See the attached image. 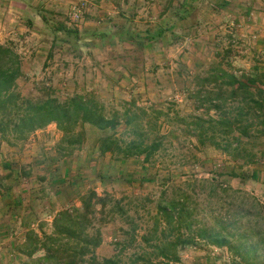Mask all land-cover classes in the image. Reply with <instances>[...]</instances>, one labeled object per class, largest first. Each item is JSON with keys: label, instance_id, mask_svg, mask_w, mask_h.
<instances>
[{"label": "rangeland", "instance_id": "374dc122", "mask_svg": "<svg viewBox=\"0 0 264 264\" xmlns=\"http://www.w3.org/2000/svg\"><path fill=\"white\" fill-rule=\"evenodd\" d=\"M139 3L65 0L52 9L42 5L40 14L47 22L36 12L34 20L25 13L17 14L15 20L8 17L6 24L0 20V41L21 56L23 74L18 79V89L25 97L64 100L81 94L100 101L108 114H122L131 107L138 113L139 122L148 123L162 138V148L150 162H144L143 156L122 160L112 154H100L98 141L107 132L90 124L82 125L79 129L85 132V142L68 156L71 174L79 182L70 184L67 180L63 184L56 208L66 203L69 208L81 205V195L91 189L110 195L112 201L106 208L89 216L92 227L88 231L101 230L104 239L97 249L100 258L117 254L128 263L144 256L157 264H247L228 247L214 246L202 237L192 244L177 246L173 251L178 259H173V254L171 258L161 256L155 245L163 239L174 240L178 234L176 226L167 227L159 204L185 192L191 197L196 224L198 219L213 221L212 215L233 217L235 209L244 203L241 217L254 219L259 207L255 202L252 205L253 199H243L244 194L256 197L264 211V138L251 139L253 144L247 147L257 152L259 161L246 164L209 142L201 143L189 125L197 116L216 115L208 103L200 105L192 92L199 89V83L211 79L218 65L237 75L253 72L255 65L264 70V0ZM77 9L79 17L75 16ZM162 11L172 14L157 26ZM163 25L171 29L151 38L157 35L153 29ZM50 26L77 29L81 34L79 38L68 36L63 31H52ZM95 27L101 33L91 34ZM117 133L119 137H130L125 126H120ZM62 135L52 123L25 141L9 137L10 143L1 139L0 174L11 172L8 182L18 187L19 171H29L31 165L22 161L44 156L49 159L58 153ZM35 169L39 175L46 172L41 166ZM62 171L60 168L58 173ZM229 171L241 173L242 177L227 175ZM197 179H211L236 192L220 190L219 195L210 198L209 184L203 188ZM45 196L40 192L34 196L40 208L34 226L7 224L8 218L0 216V264H23L27 258L17 247L25 240L28 229L35 228L40 234L41 229L52 232L46 220L49 216L41 210L51 195ZM10 200L9 196L0 199V215L3 201L7 204ZM117 201L123 210H111ZM253 261L264 264V244Z\"/></svg>", "mask_w": 264, "mask_h": 264}, {"label": "trees", "instance_id": "16d2710c", "mask_svg": "<svg viewBox=\"0 0 264 264\" xmlns=\"http://www.w3.org/2000/svg\"><path fill=\"white\" fill-rule=\"evenodd\" d=\"M42 18L43 21H48L46 17ZM50 27L52 31H63L66 35L76 38L81 34L77 29ZM163 32L164 30H159L157 35H151V38H157ZM91 34L95 35L96 32L92 31ZM22 74L21 56L13 47L0 41V141L3 139L12 143L9 137L14 141H25L32 133L55 123L63 134L57 152L62 157H68L85 142V132L79 128L90 124L100 131L107 132L103 133L98 141L102 156L112 154L122 160L143 156L144 162H150L162 148L163 142L159 132L150 128L148 123L139 122L138 113L131 107L126 108L122 114L118 111L108 114L100 101L81 94L64 100L57 97H25L18 89V79ZM211 76V79L199 83V89L192 92V95H195L200 105L208 103L210 109L216 110V115L195 117L189 123L192 133L201 143L209 142L237 160H245L246 164L257 163V152L247 145L253 144V138H264V70L255 65L253 72L237 75L220 64ZM151 124L154 126V123ZM120 126H125L130 134L129 139L118 136ZM23 173L26 174L27 171ZM226 174L242 177L241 173L231 171ZM11 176V172L0 174V197L13 191V183L8 182ZM197 180L203 188L209 184L210 198L219 195L220 190L236 192L233 188L211 179ZM9 196L10 203H19L13 194ZM109 196L108 193L101 195L91 189L81 195L80 206L68 207L58 212L52 223V232L41 229L40 234L33 228L28 229L25 240L17 247L27 258L23 264H157L150 257L144 256L132 259L130 263L117 254L103 258L98 256L97 249L104 239L101 230L93 233L88 231L92 227L89 216L98 209L104 210L112 201ZM190 198L189 193L185 192L159 204V213L162 214L167 227L176 226L178 231L176 239H163L162 242L156 243L161 256L171 258L173 254L172 258L178 259L177 253L173 251L177 246L192 244L198 237H202L214 246L228 247L242 261L253 264L260 246L264 244V211L256 197L248 194L242 196L243 199H253L252 205L257 203L260 210L250 221L241 217L242 211L245 210L244 203L235 209L237 212L232 214L233 217L212 215L213 221L198 219V224ZM115 209L123 210L119 207V201L113 203L111 210ZM166 231L168 232V229ZM39 251L43 253L35 256Z\"/></svg>", "mask_w": 264, "mask_h": 264}, {"label": "crops", "instance_id": "0c3cea01", "mask_svg": "<svg viewBox=\"0 0 264 264\" xmlns=\"http://www.w3.org/2000/svg\"><path fill=\"white\" fill-rule=\"evenodd\" d=\"M64 1L65 0H0V20L1 22L3 21L6 24V19L8 17H11L12 20H15L16 17H18L17 14H22V13L27 14L29 19L34 20V17H37L36 13L39 15L38 17H43V15L40 14L43 4H45L46 8L52 9L54 6H59L60 3ZM87 1L100 2L104 0H87ZM134 1L135 4L138 6L140 4L139 2H141L142 0H137V1L134 0ZM66 2L69 3L72 2V0L71 1L66 0ZM31 12H33L34 14ZM170 14H172L170 11H167V13L165 14L164 11H162V13L158 15V17L159 18L162 17V19H160L156 23V25L158 26L162 24L165 18L171 16ZM29 24L31 25V22H29ZM30 25L27 24V27H29ZM170 29L171 27H169L168 25L165 26L163 25L160 26L159 29L157 30L158 31L165 30L166 33ZM98 30L99 29L95 27L93 29V32L98 33ZM157 30L153 29V31L158 32ZM47 158H48L47 156L46 157L44 156L37 159H31V161H22V162H27V164H31L28 167L29 171H27L26 174L19 171L18 173L19 186L14 188L10 194L4 197H0V199L3 200L4 198L7 199L9 195L13 194L14 197L19 201V203L17 204L15 203L5 204L4 203L5 201H3L4 208L2 209V214L0 216L1 217L4 216L8 218L7 220H5L7 221V224H11V225L15 224V226L19 224V227L20 226L30 227L31 225L34 226L38 222L37 213L38 214L40 213L39 211L40 208L35 203L37 197L34 196H36V194H39V192L44 196L45 195L48 196L49 193L51 195L47 197L49 199H46V201L43 202L42 205L44 206L41 208V210H45L44 213L49 216V219L46 220L50 223L51 226L58 212L68 208V206L70 205L69 203H66L63 206H59L56 208V201L61 200V196L63 195L62 191L64 189L61 188L63 184L67 183L66 182L67 180L70 181V184L79 182L78 178L74 174H71L72 167L71 165H69L70 159L68 157H62L58 153L50 155L49 159ZM40 166L42 168H45L46 170V172L43 173V175H39V172L38 173L35 172L36 170L35 168H39ZM60 168L63 169L62 174L58 173ZM74 177H76V179H74ZM72 192H74L73 189H71V193ZM31 199H33L34 202H31ZM76 206H80V203L79 204L77 203ZM35 230L38 231L37 229Z\"/></svg>", "mask_w": 264, "mask_h": 264}, {"label": "built area", "instance_id": "2783aa9c", "mask_svg": "<svg viewBox=\"0 0 264 264\" xmlns=\"http://www.w3.org/2000/svg\"><path fill=\"white\" fill-rule=\"evenodd\" d=\"M75 16L79 17L80 16V9H77V11L75 12Z\"/></svg>", "mask_w": 264, "mask_h": 264}]
</instances>
